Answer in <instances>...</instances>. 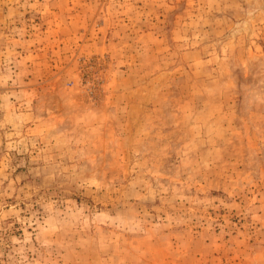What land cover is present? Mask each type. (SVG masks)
<instances>
[{
  "label": "rangeland",
  "instance_id": "obj_1",
  "mask_svg": "<svg viewBox=\"0 0 264 264\" xmlns=\"http://www.w3.org/2000/svg\"><path fill=\"white\" fill-rule=\"evenodd\" d=\"M0 264H264V0H0Z\"/></svg>",
  "mask_w": 264,
  "mask_h": 264
}]
</instances>
